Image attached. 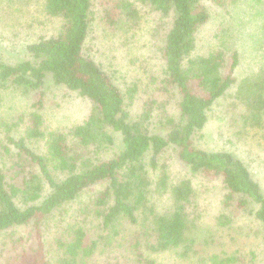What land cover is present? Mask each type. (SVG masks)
Segmentation results:
<instances>
[{
	"label": "trees",
	"instance_id": "1",
	"mask_svg": "<svg viewBox=\"0 0 264 264\" xmlns=\"http://www.w3.org/2000/svg\"><path fill=\"white\" fill-rule=\"evenodd\" d=\"M204 1L41 0L44 14L58 20L57 28L23 46L22 60L8 62L0 56V106L8 87L31 96L24 114L0 116V155L13 153L9 169L15 163L19 168L6 173L0 167V234L28 226V233L17 236L13 245L34 238V254L22 250L7 259L0 250L1 261L48 264L42 228L86 195L82 223L66 225L65 232L72 236L56 242L55 248L65 250L62 264L82 263L97 240L115 238L118 226L127 229V264H154L155 253L171 250L202 262L206 246L223 243L200 225L194 210L198 205L193 179L198 177L217 182L225 208L233 206L252 217L264 260V189L244 155L253 143L264 149V63L241 71L239 49L228 43L227 28L216 31L210 47L198 48L197 32L209 17ZM212 1L218 6L235 2ZM145 3L152 13L145 19L151 23L145 42L151 44L147 50L153 63L143 68L140 61L143 75L130 84L119 83L103 59L92 55L90 38L103 31L109 41L115 38L127 49L135 41L138 4ZM47 82L89 103L81 123L45 127ZM140 92L147 96L137 105ZM218 109L222 143L200 146L204 127ZM19 121L25 122L24 129L15 137ZM110 131L118 135L119 146L108 156L115 142ZM33 139L44 142V152L30 147ZM171 154L183 176H171ZM93 188L97 191L92 196ZM229 218L220 214L218 222L225 224ZM94 221L96 237L86 242L85 224L92 227ZM210 260L234 264L236 256L212 254Z\"/></svg>",
	"mask_w": 264,
	"mask_h": 264
},
{
	"label": "rangeland",
	"instance_id": "2",
	"mask_svg": "<svg viewBox=\"0 0 264 264\" xmlns=\"http://www.w3.org/2000/svg\"><path fill=\"white\" fill-rule=\"evenodd\" d=\"M96 1L99 3L102 0ZM204 3L207 6L209 17L197 32L198 48L204 50L210 47L217 40L214 36L216 31L227 28L228 35L226 39L229 41L228 43L239 49L241 71L257 69L261 63H264V0H235L227 6H218L212 0H205ZM138 5L140 17L138 28L135 31L133 30L136 32L134 33L135 41L132 42L131 46L127 45V49L124 46L121 48L115 38L109 41L111 37L109 38V35L105 36L102 31L103 24H100L99 27L102 31L99 33L101 36L93 35L90 38L93 43V46H91L92 55L97 59H103V63L106 64L110 72H113L116 81L119 83L130 84L143 75L142 68L140 69V61L144 60L143 68L153 63L151 54L147 50L148 48L152 49L151 44L146 43L151 35V23L145 21L148 16L152 15L150 4ZM1 7H3V10ZM57 25V19L44 14L41 0H0V56L8 62L24 59L26 55L23 46L37 40L39 35L53 32ZM45 90V107L42 111V119L47 129L69 127L81 123L86 118L89 103L75 92L67 90L61 85L55 86L51 82L46 83ZM4 95L0 106V116L17 118L19 113L24 114L25 110H28L31 96H24L17 90L13 91L11 87L5 90ZM146 96L147 93L140 92L134 102L140 105ZM217 111L214 118L209 120L204 127V138L199 142L200 146H215V144L222 143L218 135V127L223 120L220 119L219 109ZM25 119L24 121H26ZM23 123L25 122H18L13 133L15 137L23 131ZM110 133L114 135L115 142L110 150L106 151L108 156L119 146L118 135L112 131ZM43 143L39 139L28 141L30 147L36 152L45 151ZM240 146L241 144L238 147ZM236 151L239 155L240 150ZM244 155L251 162V169L264 189V149H260L253 143L249 153H244ZM167 158L170 163L169 172L171 176L178 178L182 175L179 161L172 154ZM11 159H14L13 153L11 155H0V167L6 173L8 171L12 173L19 169L17 163L12 169H9ZM193 182L197 194L195 205H198V207L193 208L200 214V225H204L205 228L212 231L213 235L220 239L223 244L220 245L218 242L215 245L206 246L201 253L204 258L202 262L192 258H181L171 250L155 253L153 255L154 264H210L212 254H216L219 258L234 255L236 256L234 264H264L260 235L256 233V225L252 221V217L243 210H236L233 206L225 208L222 205V195L217 187V182L201 177L193 179ZM95 191L97 189L93 188V191H90L89 194L93 196ZM85 199L86 195H82L79 200L71 203L60 214L52 217L47 228H42V239L48 264L63 263L65 250H63V247L55 248L56 242H67L72 236L73 233L65 232L64 227L66 225L75 222L82 223L80 209ZM227 209L233 211V213H229ZM220 214H226L231 219L229 218V221L225 224H220L218 222ZM97 221H94L92 227L85 224L86 242L95 239L97 229L94 224ZM29 230L28 226L18 227L7 232L13 233L12 235L0 234V250L4 252L7 259L18 255L22 250H26L24 252L26 254H34L30 250L34 246L33 237L27 238L25 245H22L21 242L13 245L17 236H25ZM126 230L125 227L118 226L119 233L114 235L115 238H112V240L107 239L104 243L97 240L96 249L90 256L82 258L80 264H127L125 257H129V251L123 237ZM252 253L255 256L251 260ZM6 258L0 260V264H5ZM128 263H131V261L129 260ZM77 264L79 263L77 262Z\"/></svg>",
	"mask_w": 264,
	"mask_h": 264
}]
</instances>
